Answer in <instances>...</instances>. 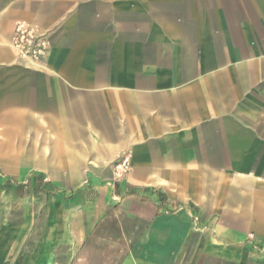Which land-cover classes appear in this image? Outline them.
<instances>
[{"label": "crops", "instance_id": "obj_1", "mask_svg": "<svg viewBox=\"0 0 264 264\" xmlns=\"http://www.w3.org/2000/svg\"><path fill=\"white\" fill-rule=\"evenodd\" d=\"M0 103V175L34 201L0 264H264V0H0Z\"/></svg>", "mask_w": 264, "mask_h": 264}, {"label": "rangeland", "instance_id": "obj_2", "mask_svg": "<svg viewBox=\"0 0 264 264\" xmlns=\"http://www.w3.org/2000/svg\"><path fill=\"white\" fill-rule=\"evenodd\" d=\"M47 39L49 41L48 36H47ZM50 47H51V44H50ZM47 58L45 60H47ZM261 120L264 122V112H263V116ZM3 130H5L4 126L0 124V141L3 140V137H2ZM110 169L114 173V179L112 181V183H114L116 181L123 180L128 174V172L132 169V165L130 163V159L124 153L118 156V158L114 161V163L110 165ZM29 178H30L29 173H27L24 177L20 178V180H14L13 181L14 183H12L11 180L13 179L11 176L0 175V182H2L0 185V243H2L4 247H6V250L4 252L6 255L10 254L11 237H12L13 232H15L16 226H17L16 213L15 214L12 213L11 209L7 207L6 205L7 204H10V205L23 204L26 206L27 204L34 203L33 200H30V198H28L31 195L30 190L33 188L30 186L32 181L31 179L28 181ZM64 185H65V182H60V181L47 182L45 183V190L47 189L48 190L47 192L50 195H53L54 192L61 190L62 186ZM87 186L88 184H85V187ZM26 187H28V189ZM79 188L80 186L78 184H75L74 186L70 187L72 191H77L79 190ZM17 197H20V198H18L17 200ZM188 207L189 208L192 207V204L190 203ZM19 214L23 215L26 218V213H19ZM195 216H196L195 221L198 223L199 220L197 218V214H195ZM96 263L98 262L95 261L94 264ZM5 264H10V263L7 262Z\"/></svg>", "mask_w": 264, "mask_h": 264}, {"label": "built area", "instance_id": "obj_3", "mask_svg": "<svg viewBox=\"0 0 264 264\" xmlns=\"http://www.w3.org/2000/svg\"><path fill=\"white\" fill-rule=\"evenodd\" d=\"M11 44L20 58L30 59L36 64L45 62L50 50L46 34L27 22L17 23ZM254 239L253 236H250L247 242L258 249L259 247L253 243Z\"/></svg>", "mask_w": 264, "mask_h": 264}, {"label": "bare ground", "instance_id": "obj_4", "mask_svg": "<svg viewBox=\"0 0 264 264\" xmlns=\"http://www.w3.org/2000/svg\"><path fill=\"white\" fill-rule=\"evenodd\" d=\"M11 46H12V44H11ZM12 49H13V48H12ZM13 51H14V50H13ZM14 52H15V51H14ZM15 54H16V56H17L20 60H23L24 62H26V63H28V64H30V65H32V66L36 65V63H35L34 61H32V60H30V59L20 58L16 52H15ZM40 63H41V62H40ZM40 63H38V64H40Z\"/></svg>", "mask_w": 264, "mask_h": 264}]
</instances>
